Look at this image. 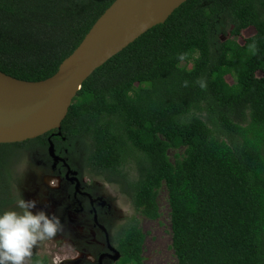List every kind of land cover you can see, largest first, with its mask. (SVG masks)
<instances>
[{
	"label": "trees",
	"instance_id": "1",
	"mask_svg": "<svg viewBox=\"0 0 264 264\" xmlns=\"http://www.w3.org/2000/svg\"><path fill=\"white\" fill-rule=\"evenodd\" d=\"M113 1L0 0V72L50 77ZM59 131L0 143V214L15 209L18 151L51 136L95 173L130 163L148 218L165 189L175 264H264V0H185L83 81ZM131 222L117 264H143Z\"/></svg>",
	"mask_w": 264,
	"mask_h": 264
},
{
	"label": "water",
	"instance_id": "2",
	"mask_svg": "<svg viewBox=\"0 0 264 264\" xmlns=\"http://www.w3.org/2000/svg\"><path fill=\"white\" fill-rule=\"evenodd\" d=\"M185 0H114L57 71L39 81L0 72V143L22 142L57 130L83 81ZM48 153L56 160L49 140ZM118 258V255L117 257Z\"/></svg>",
	"mask_w": 264,
	"mask_h": 264
},
{
	"label": "flooded vegetation",
	"instance_id": "3",
	"mask_svg": "<svg viewBox=\"0 0 264 264\" xmlns=\"http://www.w3.org/2000/svg\"><path fill=\"white\" fill-rule=\"evenodd\" d=\"M49 132H52L51 135L57 134V130ZM57 135L59 136V134ZM49 140L52 142L51 136H47V141ZM53 149L56 156L55 161L49 155L48 147L45 151L37 149L40 152V161L37 163L46 166L51 176L45 174L41 184L35 187V193L42 192L43 198L46 199L43 205L39 207L36 204V206L48 215L59 218L63 232L59 233L55 240L68 241L80 254L74 260L65 261V264H117L119 256L121 257L120 243L118 242L119 233L131 224L132 220L136 221L140 227L139 217H146L132 201V184L137 176L136 170L132 168L130 163L126 162L115 172L95 173L94 170L85 165L83 159L85 149L81 146L76 148V152H68L65 148L61 151L55 147ZM15 166H13L14 181L11 183V189L15 198L13 206L17 209L15 204L17 199L21 198H19V191L18 197L16 193L15 182L19 183V179H17L18 174ZM37 167L39 166L37 165ZM97 178L104 183L106 188H115L113 189L115 195L131 206L132 213L124 220H120L121 215L118 214L113 200L104 195V189L95 180ZM51 183H55L57 186H50ZM63 185L66 187L62 188ZM22 198H24L23 195ZM32 200L35 201L33 198ZM87 231L94 233L93 242H91ZM96 242L98 244H95ZM101 242L103 246H100ZM50 243L53 244L54 242ZM143 244L144 240L142 251ZM41 246L33 250V256L38 257L41 261L44 260L45 264H50L52 256L49 257V254L51 253L39 252L38 248ZM56 247L54 245L53 248ZM117 255L118 258H116ZM29 264H32L31 260Z\"/></svg>",
	"mask_w": 264,
	"mask_h": 264
},
{
	"label": "rangeland",
	"instance_id": "4",
	"mask_svg": "<svg viewBox=\"0 0 264 264\" xmlns=\"http://www.w3.org/2000/svg\"><path fill=\"white\" fill-rule=\"evenodd\" d=\"M254 34V28L248 27L242 30L240 35L235 37V39L242 44L244 39L253 36ZM228 36V32H226L225 34H221L219 36V39L224 40ZM226 79L227 81L231 82V78L229 76H227ZM39 154L40 152L33 147L21 149L18 151L15 169L16 173L18 174L17 179H19V183L15 182V185L17 197L19 191V198L22 199V195L24 197L23 199L26 200H32L33 198L36 201L37 206L40 207L45 203L46 199L43 198L42 192L35 193V187L41 184V181L44 178L45 174L49 176H51V174H49V172L47 171L48 168L46 166H41L37 163L40 161ZM169 156L171 159H173V151H169ZM37 165L39 167H37ZM44 170L47 172H45ZM46 178L48 179L49 177L47 176ZM95 180L101 184L102 188L105 191L104 195L107 198H111V200H113V204L114 206H116L118 214L121 215L120 220H124L126 217H128V215L132 213V208L129 203L125 202L122 198H119L115 195V192L113 190L115 188H106L104 183L100 179L97 178ZM61 187L65 188L66 186L63 185ZM157 203L159 213V216L157 218L152 219L143 216L139 217V225L142 232L144 233V244L142 251L143 264H175V257L171 249L169 208L167 203L166 191L164 188L159 190ZM15 205L17 206V202ZM37 206L32 209L34 212L41 210V208ZM87 234L91 238V242H93L94 233L87 231ZM56 241L57 240H55L53 244L49 243L47 246L42 245L40 248H38V251L42 253L44 252L46 254L50 252L51 254H49V257H51L52 253L54 254L59 248L63 247L65 251H68L69 254L71 256H74L75 258L80 255L68 241H65L63 239H59L57 242ZM95 244L98 243L96 242ZM102 244L103 243L101 242L100 246H103ZM54 245L57 246V249L53 248ZM65 263L66 262H64V264Z\"/></svg>",
	"mask_w": 264,
	"mask_h": 264
},
{
	"label": "clouds",
	"instance_id": "5",
	"mask_svg": "<svg viewBox=\"0 0 264 264\" xmlns=\"http://www.w3.org/2000/svg\"><path fill=\"white\" fill-rule=\"evenodd\" d=\"M50 186L57 185L51 183ZM35 207V201L22 198L17 201L19 210H5L0 214V264H29L34 248L47 246L63 232L58 217L50 216L42 209L34 212ZM74 258L61 247L52 255L51 264H64Z\"/></svg>",
	"mask_w": 264,
	"mask_h": 264
}]
</instances>
